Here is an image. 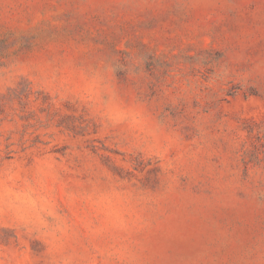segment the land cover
I'll return each mask as SVG.
<instances>
[{"label":"rangeland","instance_id":"1","mask_svg":"<svg viewBox=\"0 0 264 264\" xmlns=\"http://www.w3.org/2000/svg\"><path fill=\"white\" fill-rule=\"evenodd\" d=\"M0 264H264V0H0Z\"/></svg>","mask_w":264,"mask_h":264}]
</instances>
